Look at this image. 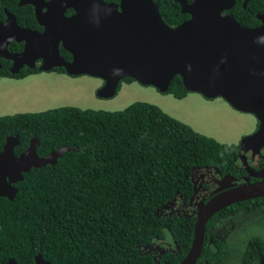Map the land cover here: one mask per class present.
Returning <instances> with one entry per match:
<instances>
[{
    "label": "trees",
    "instance_id": "16d2710c",
    "mask_svg": "<svg viewBox=\"0 0 264 264\" xmlns=\"http://www.w3.org/2000/svg\"><path fill=\"white\" fill-rule=\"evenodd\" d=\"M153 1L169 26L189 16L176 0ZM234 1L228 12L236 21L247 27L260 23L256 14L264 11V0L245 7L243 0ZM16 2L0 0V18L6 7L24 11L36 24L32 6ZM165 93L179 99L188 90L175 75ZM15 134V154L33 136L39 155L62 145L75 149L54 165L24 172L12 199L0 196V264L9 258L35 264L37 253L50 264H154L144 246L161 238L179 248L163 256L177 264L190 247L195 219L162 207L177 193L191 194L195 167L227 168L237 148L142 100L113 111L62 105L0 116V150L5 137ZM239 248L205 238L195 264H264V236L249 234Z\"/></svg>",
    "mask_w": 264,
    "mask_h": 264
},
{
    "label": "water",
    "instance_id": "95a60500",
    "mask_svg": "<svg viewBox=\"0 0 264 264\" xmlns=\"http://www.w3.org/2000/svg\"><path fill=\"white\" fill-rule=\"evenodd\" d=\"M189 18L175 26L166 24L153 0H119L118 5L104 0H20L32 4L42 33L22 29L7 14L0 23V54H7L11 40H25L22 57L32 55L48 63L42 69L61 66L68 75L101 78L99 97L116 94L119 82L130 77L166 92L172 78L179 75L188 91L205 97L221 96L238 111L253 114L259 121L245 142L264 144V12L258 13L260 25L246 27L227 11L234 0H176ZM248 0H243V6ZM46 7V11H41ZM74 13L65 16L67 8ZM72 54V61L59 56L58 43ZM46 59V60H45ZM49 59V60H48ZM15 136H8L0 150V196L12 199L23 173L32 167L54 165L71 149L62 145L38 156V138L32 137L19 154ZM264 195V181L245 184L217 200L198 205L193 238L177 264H195L203 243L205 225L221 207L236 201ZM162 208H168L164 205ZM35 264H50L41 253ZM5 264H16L9 258ZM154 264H157L155 262Z\"/></svg>",
    "mask_w": 264,
    "mask_h": 264
},
{
    "label": "rangeland",
    "instance_id": "374dc122",
    "mask_svg": "<svg viewBox=\"0 0 264 264\" xmlns=\"http://www.w3.org/2000/svg\"><path fill=\"white\" fill-rule=\"evenodd\" d=\"M101 78L89 75L69 76L64 73H38L20 78L0 77V116L16 112H38L62 105L82 109L121 110L142 100L159 106L164 112L190 125L195 131L222 143H234L243 133L255 128L251 114L236 111L221 96L205 97L188 91L183 98L160 92L152 85L136 80H122L112 97H99ZM238 132H242L240 135ZM264 209L233 221L238 235L264 236ZM248 227L249 230L244 228ZM244 229V230H242ZM233 234V232H232ZM220 236L226 237L222 232ZM240 242V241H238Z\"/></svg>",
    "mask_w": 264,
    "mask_h": 264
},
{
    "label": "flooded vegetation",
    "instance_id": "af4514ba",
    "mask_svg": "<svg viewBox=\"0 0 264 264\" xmlns=\"http://www.w3.org/2000/svg\"><path fill=\"white\" fill-rule=\"evenodd\" d=\"M44 1H48V0H44ZM104 1L114 3L116 5H118L119 3V2H113L107 0ZM249 1L250 0H248L247 3ZM19 2L20 0H17L16 2V5L18 7H22L24 5L32 6L33 9L32 11L34 14L36 24H33L31 22L30 16L26 15L24 11H10L6 7H3L4 15L0 18V23L6 20L7 14H10L14 17L16 25H18L20 28L29 29L36 31L38 33H42L44 31V27L39 24L36 18L34 5L20 4ZM190 2H187V4H190ZM41 11H46V7H42ZM73 13L74 11L68 7L65 10L64 15L70 16ZM228 13L231 14L230 12ZM257 14H256V18H257ZM189 17L190 15L188 16V18ZM258 25H260V23ZM25 43H26L25 40H19V41L11 40L10 42H8L6 47L7 54L15 57L17 55L19 56L18 58L14 59V58L5 57L4 55L0 54V77L20 78L32 74L51 73V72L67 74L64 68L61 66H51L49 67V69H42L41 67L46 66L48 64L44 62L43 60L44 58L42 57L38 56L33 59H31L32 55H27L26 57H22V53L25 49ZM58 49H59L60 57H62L65 61H69V62L72 61V54L63 48L61 41L60 43H58ZM64 51L67 52L70 56L69 57L65 56ZM69 76H76V75H69ZM229 105L233 109L238 111L231 104ZM251 116H253L255 119V128L252 131L243 133L242 136L239 137V140L234 142L237 148H236L235 156L232 159L231 166H228L227 168H223V167L217 168L215 165L195 167L193 169L191 176V180H192L191 194L188 197H185L184 195L177 193L170 201H168V203L165 204L168 205V208H163L165 209V212H167L168 214L184 213L186 215L194 216L195 219L198 205L207 203L211 200H217L219 197H222L224 194L231 193V191H233L234 189L241 187L245 184L264 181V144L260 145L259 143L256 142L254 143L245 142L243 145H241V139L245 135L254 133L258 128L259 125L258 119L253 114H251ZM8 136L5 137V140ZM12 136H15L17 139L16 134ZM31 139L32 137L30 138V140ZM18 144H19V140H18ZM18 144H16L15 146H17ZM44 155L38 154V156H44ZM258 209L259 210L264 209V195L243 199L228 205L226 204L225 206L217 210L207 221L205 225L204 240L205 238H207L209 239V242H211L212 237L214 236L220 238L227 244L230 243L231 245H235L238 248L243 247V243L246 242V238L251 232L248 231V235H245L242 238L241 235H238V231H235L233 229L232 226L233 221L236 218L242 219L243 216L247 214H252ZM244 229L249 230L248 227H245ZM222 232L226 233L225 238L224 237L222 238L220 236ZM144 247L147 248V250L145 249L146 252L148 251L149 253H151L157 264H169V262L165 260L163 256H165L167 252H175L176 250L179 249L175 244H173L169 240L168 241L164 240L163 238L158 239L157 241L154 240L148 243Z\"/></svg>",
    "mask_w": 264,
    "mask_h": 264
},
{
    "label": "crops",
    "instance_id": "0c3cea01",
    "mask_svg": "<svg viewBox=\"0 0 264 264\" xmlns=\"http://www.w3.org/2000/svg\"><path fill=\"white\" fill-rule=\"evenodd\" d=\"M242 132H238V134L240 135Z\"/></svg>",
    "mask_w": 264,
    "mask_h": 264
},
{
    "label": "clouds",
    "instance_id": "9594fccd",
    "mask_svg": "<svg viewBox=\"0 0 264 264\" xmlns=\"http://www.w3.org/2000/svg\"><path fill=\"white\" fill-rule=\"evenodd\" d=\"M118 88V87H117ZM117 92V91H116ZM165 93V92H164ZM245 113V112H244ZM248 114H250V113H248ZM259 122V121H258Z\"/></svg>",
    "mask_w": 264,
    "mask_h": 264
}]
</instances>
